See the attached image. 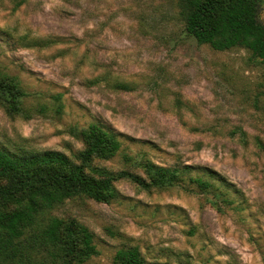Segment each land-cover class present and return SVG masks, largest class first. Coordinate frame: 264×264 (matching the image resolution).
<instances>
[{
    "label": "rangeland",
    "instance_id": "1",
    "mask_svg": "<svg viewBox=\"0 0 264 264\" xmlns=\"http://www.w3.org/2000/svg\"><path fill=\"white\" fill-rule=\"evenodd\" d=\"M0 73L28 92L22 114L0 97L8 150L74 157L97 123L123 146L100 165L146 176L130 154L188 168L176 186L121 179L108 202L56 208L93 233L98 253L84 264H114L131 246L146 264H264V59L199 44L177 0H0Z\"/></svg>",
    "mask_w": 264,
    "mask_h": 264
},
{
    "label": "trees",
    "instance_id": "2",
    "mask_svg": "<svg viewBox=\"0 0 264 264\" xmlns=\"http://www.w3.org/2000/svg\"><path fill=\"white\" fill-rule=\"evenodd\" d=\"M177 3L186 32L199 44L217 51L246 48L255 58L264 59L260 18L264 0ZM27 94L17 76L0 73V97L10 112L23 113ZM80 135L84 148L74 157L55 149L17 153L0 145V264H84L98 253L94 235L77 219L54 215L56 208L81 197L108 202L121 179L147 189L176 186L188 169L124 154L125 161L140 165L146 176L129 169L113 171L98 161L122 151L119 135L97 123L83 128ZM190 182L201 191L214 187L204 176H190ZM214 205L221 208L218 202ZM114 264H146V260L138 247L131 246L117 251Z\"/></svg>",
    "mask_w": 264,
    "mask_h": 264
}]
</instances>
